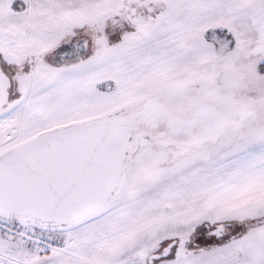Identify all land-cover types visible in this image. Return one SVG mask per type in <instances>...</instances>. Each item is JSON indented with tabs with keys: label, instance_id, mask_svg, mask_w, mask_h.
Returning <instances> with one entry per match:
<instances>
[{
	"label": "snow or ice",
	"instance_id": "obj_1",
	"mask_svg": "<svg viewBox=\"0 0 264 264\" xmlns=\"http://www.w3.org/2000/svg\"><path fill=\"white\" fill-rule=\"evenodd\" d=\"M0 264H264V0H0Z\"/></svg>",
	"mask_w": 264,
	"mask_h": 264
}]
</instances>
